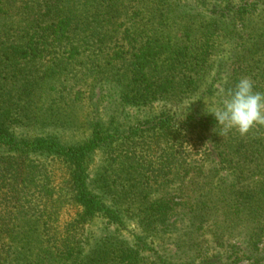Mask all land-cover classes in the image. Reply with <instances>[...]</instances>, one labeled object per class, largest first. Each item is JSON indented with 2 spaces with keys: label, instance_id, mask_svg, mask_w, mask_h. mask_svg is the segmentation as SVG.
Instances as JSON below:
<instances>
[{
  "label": "trees",
  "instance_id": "16d2710c",
  "mask_svg": "<svg viewBox=\"0 0 264 264\" xmlns=\"http://www.w3.org/2000/svg\"><path fill=\"white\" fill-rule=\"evenodd\" d=\"M245 77L264 0H0V264H264Z\"/></svg>",
  "mask_w": 264,
  "mask_h": 264
},
{
  "label": "clouds",
  "instance_id": "9594fccd",
  "mask_svg": "<svg viewBox=\"0 0 264 264\" xmlns=\"http://www.w3.org/2000/svg\"><path fill=\"white\" fill-rule=\"evenodd\" d=\"M211 114L223 135L232 131L246 135L253 127L264 126V92L255 91L250 78H241Z\"/></svg>",
  "mask_w": 264,
  "mask_h": 264
},
{
  "label": "rangeland",
  "instance_id": "374dc122",
  "mask_svg": "<svg viewBox=\"0 0 264 264\" xmlns=\"http://www.w3.org/2000/svg\"><path fill=\"white\" fill-rule=\"evenodd\" d=\"M3 209H4V207H2V205H0V213H2ZM102 228H103L102 221L96 220L92 224L91 230H92V233L97 234ZM122 235L127 239L130 236V231H122Z\"/></svg>",
  "mask_w": 264,
  "mask_h": 264
}]
</instances>
